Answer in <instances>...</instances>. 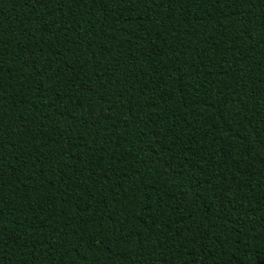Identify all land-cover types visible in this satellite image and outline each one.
<instances>
[{
  "label": "trees",
  "instance_id": "trees-1",
  "mask_svg": "<svg viewBox=\"0 0 264 264\" xmlns=\"http://www.w3.org/2000/svg\"><path fill=\"white\" fill-rule=\"evenodd\" d=\"M0 264H264V0H0Z\"/></svg>",
  "mask_w": 264,
  "mask_h": 264
}]
</instances>
